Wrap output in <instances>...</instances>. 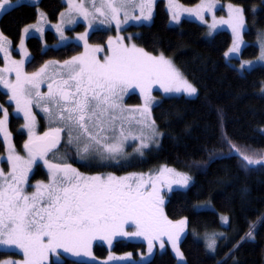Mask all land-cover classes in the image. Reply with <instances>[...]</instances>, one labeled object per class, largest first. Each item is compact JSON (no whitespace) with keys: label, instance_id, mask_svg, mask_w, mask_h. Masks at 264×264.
Listing matches in <instances>:
<instances>
[{"label":"snow or ice","instance_id":"obj_1","mask_svg":"<svg viewBox=\"0 0 264 264\" xmlns=\"http://www.w3.org/2000/svg\"><path fill=\"white\" fill-rule=\"evenodd\" d=\"M172 0H169L171 3ZM12 0H0V10L10 5ZM69 6L68 23H75L76 16L88 20L90 16L96 18V14L106 19L110 16L116 22L117 28L122 23L126 24L130 19L150 20L152 16L153 0H67ZM34 6V5H33ZM90 6V7H89ZM129 7H138L140 15H129ZM216 0H208V3L198 6L196 13L203 19L205 11H213ZM147 9V14H145ZM73 10L76 15H73ZM243 9L229 7V20L215 21L228 24L232 27L236 36L234 46L230 52H238L240 49V31L244 28ZM123 12L124 18L120 19ZM65 13H62L63 17ZM41 17L43 14L41 13ZM174 20L179 19L178 14L173 15ZM233 19L235 22H233ZM101 23H104L102 20ZM36 28L35 25L30 26ZM63 39L62 25H57ZM89 27L92 24L89 23ZM29 28H25L28 34ZM43 32V28H36ZM87 33L78 37L85 41V54L64 61L61 72L56 75L60 79L48 84L49 91L44 94L36 92L32 96V89L39 87L38 78L45 72V65L39 72L28 75L23 72L25 60L10 61L11 67L0 69L2 72H15L16 81L12 83L0 76V84L12 92L11 100L16 103V111L24 113L26 121L24 127L28 129L29 139L24 144L28 153V159L14 154V149L9 146L8 162L12 171L7 175L0 169V244L14 245L22 250L24 259L21 262L9 261L8 264H44L50 253H56L63 249L75 256H92L91 248L93 240L100 239L112 244L114 237H144L149 244V253L152 252L153 242L162 236H167L176 255L183 259L178 242L185 232L187 219L173 222L163 214L161 205L163 197L157 186L161 180H167L169 189L173 185L187 187L191 177L187 174L175 172L170 168H162L159 175H149L148 180L144 176L116 177L109 174L103 176H84L70 164L53 163L48 160V154L58 150L61 143V133L67 129L68 143L75 139L79 142L85 139L82 153L102 151L110 158H115L123 151V141L129 139L124 133V121L131 126L135 121L143 127L152 129L155 135V122L148 123L145 120H136L135 116H124L125 112H140L141 116L147 114L150 117V104L152 103L151 86L159 83L166 93H183L189 97L197 94V89L190 84L174 67L172 62L163 55L152 56L142 48L135 45L126 47L120 43L115 48L111 47L109 40L110 56L100 62L94 56L89 55L87 45ZM118 41L122 38H117ZM3 40L0 34V41ZM97 47L92 52H99ZM0 52L9 57L10 53L0 42ZM225 55H228L226 53ZM27 59L28 53L24 52ZM261 59H264V47H262ZM139 88L144 97L143 108L127 109L122 106V93L129 89ZM35 102L37 107L47 113L53 120L60 121L64 127L50 128L43 136L35 134V116L31 112V105ZM119 113V114H117ZM9 113L4 110L3 119H0V132H4L5 140H10L6 131ZM121 121L119 136L110 137L109 131L115 133L117 121ZM77 135L73 137V131ZM123 138V140L120 139ZM132 140H140L139 147L135 150L143 155V149L149 145L145 142L143 133L141 136H131ZM113 141V142H109ZM230 151H236L247 165L264 163V160L254 159L240 153L235 146ZM224 158L223 154L219 157ZM43 161L49 170V182L38 183L36 191L31 195L25 194V185L28 183V174L33 165ZM174 179H167L165 174ZM135 180V182H133ZM151 188V191L148 188ZM200 207V206H196ZM224 224H229L228 217H221ZM134 225L135 231L125 230V224ZM219 235H223L222 233ZM255 233L250 230L241 240H254ZM161 248L164 247L163 242ZM235 247V246H234ZM216 239L213 237L207 244V249L215 251ZM131 254L121 257L109 256V260H125ZM107 264V262H105Z\"/></svg>","mask_w":264,"mask_h":264},{"label":"trees","instance_id":"obj_2","mask_svg":"<svg viewBox=\"0 0 264 264\" xmlns=\"http://www.w3.org/2000/svg\"><path fill=\"white\" fill-rule=\"evenodd\" d=\"M177 1L194 5L200 0ZM220 1L239 5L244 10L246 44L240 59L232 58L229 62L225 58L232 41L226 30L208 36L204 24L187 19L171 26L164 0L156 1L150 24L126 29L136 46L172 58L197 89L195 97H161L151 109L160 133L158 145L126 167L114 168L116 172H151L165 165L192 177L187 187L171 189L164 204L170 220L187 219V231L179 243L183 259L178 262L168 247L161 252L146 253V245L141 241L115 240L111 253L141 255L140 262L128 264H264V163L247 165L236 151H230L235 146L240 153L264 160V66L243 70L235 66L241 59H252L259 54L256 39L264 30V2ZM37 8L45 12L48 20L56 21L64 4L62 0H39L37 4L20 3L3 12L0 32L13 46L19 41L23 27L36 20ZM44 40L55 41V34L46 31ZM27 46L33 60H43L58 52L42 50V40L34 36L27 39ZM125 101L138 105L140 97L131 93ZM0 103L11 110L7 95L1 90ZM37 121L38 136H43L47 132L44 119L40 116ZM21 125V119L10 112L8 128L14 146L17 151H26L27 135L20 129ZM4 150L0 138V155ZM221 154L224 158L210 159ZM38 163L30 181L46 177L42 162ZM77 167L86 175L110 171L106 165L78 164ZM157 186H161L160 195L163 194L167 180L159 181ZM221 215L229 218V224L221 222ZM250 230L254 231L255 239L241 240ZM213 237L216 248L210 251L207 242ZM109 251L98 243L93 247L97 258H105ZM10 257L21 258V255L0 250V262ZM61 257L60 261L49 264H98Z\"/></svg>","mask_w":264,"mask_h":264},{"label":"rangeland","instance_id":"obj_3","mask_svg":"<svg viewBox=\"0 0 264 264\" xmlns=\"http://www.w3.org/2000/svg\"><path fill=\"white\" fill-rule=\"evenodd\" d=\"M38 1L39 0H12V3L10 5L6 6L3 10H0V16L3 12L7 11L11 7L18 5L20 3L37 4ZM156 1L157 0H153L152 16L154 13V7H155ZM62 2L64 4V8L60 12L56 21L48 20L45 12L42 11L40 8H37L38 14H37L36 20L23 27L21 34H20L19 41L17 42V44L15 46H13L10 43L9 39L7 37H5L4 35H2L3 40L0 41L4 44V47L10 53V56L6 58L5 53L0 52V69H4L6 66L11 67L12 65H11L10 61L25 60V63L23 66V72L28 74V75H31L32 73L39 72L42 68H44L45 65H48L45 72L37 80V83L39 84L38 89L37 88L32 89L33 98L35 97L37 91H39L40 93L46 94L49 91L48 84L53 83L54 79L55 80L60 79V76H58L56 74L62 71V69L60 68V65H62L64 63V61L71 60L73 57H78V56L85 54V41L78 39V37H80L81 35H83L85 33L88 34L87 35V45L89 47V55L94 56L100 62H103L105 57L111 55V52L109 51V47H110L109 40L110 39L112 41L111 47H113V48H115L118 43H120L126 47H131L132 45H135V44L132 41L131 34L127 33L126 29L129 26L150 24L151 20H152V16H151L150 20H133V19H130L126 24L122 23L120 25V27L117 28L116 22L111 20L110 16L106 19L105 17H101V16H99V14H96L95 19H93V17L90 16L88 18V20H85V19H83V17L77 15L75 23H68L67 21L69 19V15H68L69 6L67 3V0H62ZM77 2H79V0H77ZM138 2H139V0H137V3ZM262 2H264V0H262ZM164 3H165V7H166L168 14H169V24L171 26H175V25L179 24L182 19H187V20H191V21H195V22L204 24L206 29H207V35L208 36H211L215 32L220 31V30H226V31L230 32V34L232 36V41H231V44H230L228 50L226 51V53H228V55H225V58L229 62L231 61L230 59H232V58H239L240 59L241 50L243 49V47L246 44L244 37H243V33L245 31V26H244L243 30L240 31V49H239V51L238 52H230L229 50L234 46V44L236 42V36L233 33L232 27H230L228 24L217 23V26L215 28H213V27H211V25L213 24L214 19L217 22L220 20H229L230 19V16H229V7L230 6L232 8H241L242 9L241 6L231 4V3H227V2H222L220 0H216V7L214 8V10L211 12L205 11L203 13V19H200L196 13V10L198 9V6H200L201 4L208 3V0H200L198 3H196L194 5H184L182 3H179V1H177V0H172L171 3H169V0H164ZM99 6H100L99 0H97V7H99ZM127 11H128V14L130 16L131 15H136V16L140 15V10L138 7H129L127 9ZM147 11L148 10L145 9V14H147ZM41 13L43 14V17H41ZM62 13H65V15L63 17L61 16ZM72 14L76 15L74 10H73ZM174 14L179 15L178 20L173 19ZM123 18H124V14H123V12H121L120 13V19L123 20ZM102 20L104 21V23H101ZM233 22H235L234 19H233ZM89 23L92 24L91 28L89 27ZM33 25H35L36 28H43V32L37 31L36 28L30 27ZM57 25H62L63 37H64L63 39L61 38V32L57 30V27H55ZM244 25H245V18H244ZM25 28L30 29L28 34H25V32H24ZM46 31L53 32L55 34L56 40L51 42V43L45 42L44 34ZM0 34H1V32H0ZM32 36L40 38L42 40V50H44V51L45 50H51V52L52 51H58V52L50 55L48 58H45L43 60H33L32 55H31V51L29 50V48L27 46V39L29 37H32ZM118 37L122 38V39L118 41V39H117ZM256 44L259 47V54L255 58H252V59H241L239 63L235 64V66L239 70L250 69V68L255 67V66H264V59H261L262 47H264V30H261L259 32L257 39H256ZM97 47L101 48L102 50L99 52H92L91 51V49H94ZM136 47L140 48L138 46H136ZM59 49H60V51H59ZM24 52L28 53L27 59L24 56ZM148 54H150L152 56H157V57L160 56V55L151 54V53H148ZM164 57L166 59L170 60L172 62V64L174 65V67L180 71V69L177 67V65L173 62L172 58L167 57V56H164ZM0 76H3L4 79L9 80L12 83H15V81H16L15 72H2V73H0ZM183 77L185 78L184 75H183ZM189 83L192 84L191 82H189ZM0 90L3 91L4 93H6L8 102L11 105V110L9 111L6 107H4L0 103V111H1L0 119H3L4 110L8 111L9 117H10V112H11L12 115L20 118L22 121V125H21L20 129L23 131V133L25 135H27L25 137L26 141H24V142H27L29 139V133H28V129L24 127V125L26 123V121L24 119V113L16 111V103L14 100L10 99V97L12 96V92L9 89H6L3 86V84H0ZM131 93H136L140 97V103L138 105L126 104L125 100H126L127 96ZM156 93H160V96H157ZM180 95H183L185 97L190 98L189 96H187L183 93H174V92L173 93H166L164 91V89L160 86L159 83H154L151 86L152 103L149 106L150 117H148L147 114H145L144 116H141L140 112H135V113L125 112L124 116H135L136 120H145L148 123H151L153 121L151 109L161 99V97L180 96ZM122 96H123V99H122L121 103H122V106L124 108H127V109H133V108H141L142 109L143 108L144 97L141 95L139 88L129 89V91L127 93H122ZM195 96H191V97H195ZM43 106L44 105L42 104L41 107H37L35 102L31 105V112L35 116V129H34V131H35V134L37 136L40 133V131L37 129L38 128V121L37 120H38V117H40V116L43 117V119H44V121H43L44 122V130L49 131L50 128L64 127L62 122L53 120L51 117H49V115L47 113L42 111ZM117 114H119V113H117ZM123 123H124L125 135L128 136L130 134V136H129V139H127L126 141H123V151L120 154H118L114 159L110 158L107 154L103 153L102 151H91L89 153H82L80 151V149L83 147V144L85 143V139L82 138L79 142H77L74 139L73 143L69 144L68 143L69 134H68L67 129H65V131H63L61 133V143L58 146V150L54 151L53 153H50L47 158L50 162H53V163L70 164L73 168H75L79 173H81L84 176L99 175V176H103L106 178L109 174H111V175L116 176V177H124V176L132 175L135 178V177H139V176L143 175L145 180H148L149 175H151L153 177L159 175L160 170L162 168H170V169L175 170V172L189 175L187 172L180 171V170H177L175 168L168 167L165 165L159 166L151 172H137V171L116 172L114 170V168L120 169V168L126 167L127 165L131 164L134 160L142 158L145 151H147L149 148H151L153 146L158 145L159 139H160V133H159L155 124H154V128H155L156 134L154 135L152 129L147 128V127H143L141 124H138L135 121L132 122L131 126H129V124L126 120ZM8 125H9V118H8V122L6 125V131L10 135L9 141L5 140L4 132H0V138L2 139V141L5 145L4 154L0 155V169L3 170L5 175H7L8 173H10L12 171V166L8 162V159H7L8 155H9V146L10 145H11V148L14 149V154L22 156L25 160L28 159V154L25 150L24 151H17V149L15 148L13 139L11 137V134H10V131L8 128ZM120 126H121V121L118 120L116 123L115 133L109 131L107 133V135H109L110 137L119 136ZM142 133H143V136L146 138L145 142L148 143V145H149L147 148L142 150L143 155H141L140 152L135 151L140 145V140L139 139H137V140L131 139V136L139 137V136H141ZM72 135H73V137H75L77 135V131L74 130ZM120 139L123 140L122 137H120ZM109 142H113V141H109ZM41 162H42V167L44 169L46 177L44 179H38L37 178L33 181H30L29 178L33 174L35 167H37L36 164L33 165L32 169L29 171V174H28V183L25 185V194H27V195H31L33 192L36 191L35 186L38 183H45L46 184L49 182V170H48L47 166L44 164V162L43 161H41ZM78 164H82V165L86 164L88 166H93L94 164L96 166L97 165H99V166H105L106 165V166H110V171H103V172L100 171V172H96V173H92V174L88 173V175H86L85 172L81 171V169H79V167H77ZM165 176L167 179H174L175 178V177L170 176L167 173L165 174ZM0 182H2V181H0ZM133 182H135V180ZM162 182H164V181H162ZM176 186L177 185H173L171 189L179 188ZM158 187H159V189H161V186H158ZM148 190L151 191L150 186H149ZM169 191H170L169 187L166 186V188L164 189V193L161 194V196L163 197V201H164L163 204L161 205V207L163 210V214L165 216H166V214L164 212V204L166 202L167 195H168ZM221 217H227V216L221 215ZM168 220H170V219L168 218ZM179 220H181V219H179ZM179 220H170V221L176 222ZM125 230L132 232V231H135L136 229H135L134 225H131L129 223V224H125ZM186 231H187V225H186L185 232L181 236V239L185 235ZM119 239L124 240V241H141L146 245V253H148V251H149L148 250L149 249L148 241L144 237H136V236L114 237L111 245H109L107 243V241L96 239V240H93V242H92V248H91L92 256L91 257H87L84 255L75 256L70 252H64L63 249H59V250H57L56 253H50L48 259L44 262V264H49V262H51V261H60L62 258L61 256H68V257H70L74 260H77V261L96 262L98 264H105V262H107V264H128V263L140 262L141 258H142L141 255L139 257H135L132 253H123V254L111 253V247H112L114 241L119 240ZM162 242L164 244L163 248H161V246H160ZM96 243L104 245L108 250H110L108 255L105 258L95 257V255L93 253V247ZM179 243H180V241L178 242V247H179ZM207 244H208V242H207ZM166 247L169 248V250L172 252V254L177 258L178 262H180L181 259H179L180 257H178L176 255V252L172 247V243L169 242L167 236H162L160 239L155 240L153 242L152 250L154 252H156V251L161 252V251H164L166 249ZM0 250L15 251L21 255V258H11V257L6 258V259L2 260L0 262V264H8L9 261L21 262L24 259L22 250L18 249L14 245L0 244ZM179 250H180V248H179ZM128 254H131V255L128 259H125V260H119V259L109 260V256L121 257V256H126Z\"/></svg>","mask_w":264,"mask_h":264},{"label":"flooded vegetation","instance_id":"obj_4","mask_svg":"<svg viewBox=\"0 0 264 264\" xmlns=\"http://www.w3.org/2000/svg\"><path fill=\"white\" fill-rule=\"evenodd\" d=\"M49 154H50V153H49ZM49 154H48V155H49ZM41 161H42V160H41ZM41 161H38V162H41ZM38 162H37V163H38ZM38 164H40V163H38ZM36 166H37V164H36ZM29 180H30V178H29Z\"/></svg>","mask_w":264,"mask_h":264},{"label":"crops","instance_id":"obj_5","mask_svg":"<svg viewBox=\"0 0 264 264\" xmlns=\"http://www.w3.org/2000/svg\"><path fill=\"white\" fill-rule=\"evenodd\" d=\"M180 259V258H179Z\"/></svg>","mask_w":264,"mask_h":264}]
</instances>
